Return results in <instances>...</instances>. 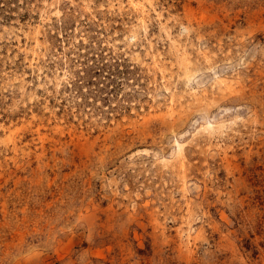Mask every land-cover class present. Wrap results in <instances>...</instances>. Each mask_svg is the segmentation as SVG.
Instances as JSON below:
<instances>
[{
	"label": "rangeland",
	"instance_id": "rangeland-1",
	"mask_svg": "<svg viewBox=\"0 0 264 264\" xmlns=\"http://www.w3.org/2000/svg\"><path fill=\"white\" fill-rule=\"evenodd\" d=\"M0 264H264V0H0Z\"/></svg>",
	"mask_w": 264,
	"mask_h": 264
}]
</instances>
